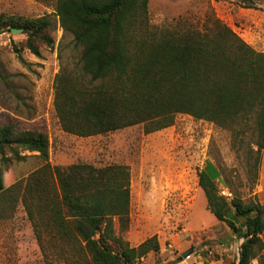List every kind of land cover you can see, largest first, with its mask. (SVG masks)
<instances>
[{
	"label": "trees",
	"instance_id": "1",
	"mask_svg": "<svg viewBox=\"0 0 264 264\" xmlns=\"http://www.w3.org/2000/svg\"><path fill=\"white\" fill-rule=\"evenodd\" d=\"M237 1L251 8L258 0ZM148 3L57 0L60 25L74 37L81 69L80 75L63 70L55 78L62 129L87 137L143 123L151 133L171 126L176 114H189L231 130L235 139L249 136L246 154L257 170L264 151V52L213 17L201 27L181 20L152 27ZM13 28L23 30L37 56L39 44L53 41L49 18L1 15L0 32ZM0 80L5 82L1 67ZM25 152L37 153L43 165L5 187L2 168L25 160ZM199 185L211 213L242 240L237 264H264V203L237 194L228 200L205 170ZM130 194L128 166H52L46 133L0 127V219L21 203L37 236L42 224L74 246L84 258L76 264H145L150 252L160 250L157 236L133 247L116 233V221L120 229L128 227Z\"/></svg>",
	"mask_w": 264,
	"mask_h": 264
},
{
	"label": "rangeland",
	"instance_id": "2",
	"mask_svg": "<svg viewBox=\"0 0 264 264\" xmlns=\"http://www.w3.org/2000/svg\"><path fill=\"white\" fill-rule=\"evenodd\" d=\"M56 6L57 0H0V16L45 17L54 25L53 41L39 44V56L27 47L23 31L0 32L5 77V82L0 80V127L13 124L46 133L52 166H128L129 224L122 230L116 221L115 228L133 247L157 236L160 250L150 252L145 264H237L242 240L209 210L199 173L207 171L228 200L237 194L264 203V151L256 170L254 157L248 160L246 154L249 136L238 134L235 139L231 130L184 113L176 114L171 126L151 133H145L143 123L87 137L65 132L54 105L55 78L63 70L81 74L80 50L73 35L61 27ZM148 16L150 25L159 28L179 20L201 27L217 18L264 52V0L251 8L237 0H149ZM24 154L25 160L2 168L5 187L43 165L37 153ZM37 231L39 236L21 203L12 216L0 219V264L83 262L74 246L58 240L53 229L40 224ZM189 249L192 253L183 257Z\"/></svg>",
	"mask_w": 264,
	"mask_h": 264
},
{
	"label": "water",
	"instance_id": "3",
	"mask_svg": "<svg viewBox=\"0 0 264 264\" xmlns=\"http://www.w3.org/2000/svg\"><path fill=\"white\" fill-rule=\"evenodd\" d=\"M22 31H23L22 29H15V28L11 29V32H12V33H15V32H22ZM192 251H193V249H189V250H187L186 252H184V253L182 254V256H183V257H187L190 253H192Z\"/></svg>",
	"mask_w": 264,
	"mask_h": 264
}]
</instances>
